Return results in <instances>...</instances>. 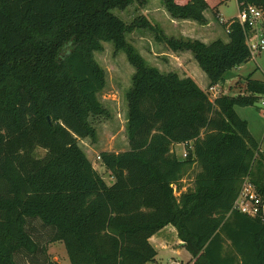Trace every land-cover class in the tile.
I'll use <instances>...</instances> for the list:
<instances>
[{"label":"trees","instance_id":"trees-1","mask_svg":"<svg viewBox=\"0 0 264 264\" xmlns=\"http://www.w3.org/2000/svg\"><path fill=\"white\" fill-rule=\"evenodd\" d=\"M145 1L0 0V264H57L46 246L56 241L70 264H147L157 253L149 239L166 225L191 255L186 264H264V222L232 209L246 176L264 192V153L235 111L258 104L264 79L240 76L243 91L211 98L192 77L148 64L126 39L150 29L173 51L189 50L209 87L251 58L243 27L222 21L228 41L206 43L113 12ZM224 1L162 3L173 18L204 24ZM237 4L264 10V0ZM103 42L134 68L128 149L99 152L110 184L79 145L95 137L88 117L108 114L98 99L106 73L93 56ZM189 173L192 187L182 189Z\"/></svg>","mask_w":264,"mask_h":264},{"label":"rangeland","instance_id":"rangeland-1","mask_svg":"<svg viewBox=\"0 0 264 264\" xmlns=\"http://www.w3.org/2000/svg\"><path fill=\"white\" fill-rule=\"evenodd\" d=\"M144 4L134 2L123 10L114 8L113 12L126 22H130L136 16L141 15L145 9L149 10L148 12L146 10V13L150 15V18L154 19L156 15L159 16L157 11H159L158 8L161 7L162 0H148L147 4ZM155 6H157L156 10L153 8ZM238 12L239 9L236 0H225L223 3L219 4L217 11L209 10V17L213 21L211 25L212 30L207 29L204 31L207 33H209V31H213V33L208 34L210 39L207 40L211 41L214 39H222L227 41L228 36L225 27L221 22L236 17ZM151 22L155 23L156 26L166 35L180 37V29L176 25L167 24V21H163L166 25H163L162 23L160 24V22L155 20ZM186 34L199 36L200 31L192 29ZM126 39L134 47L136 46L135 48L137 51L141 50V53L143 52L142 54L146 60H148L149 64H158L159 66L168 65L169 68H175V65H179L177 63V59L161 55L162 53L160 52L172 53L173 50L168 48L165 43L157 41L154 32L150 29L142 28L133 30L132 32L126 34ZM102 45L103 49L101 51L94 52L93 56L95 61L104 69L106 73V85L98 94V99L108 110V114L90 115L88 117L89 124L94 127L95 137L91 138L89 136L82 138L79 140V145L85 151L87 157L94 161L95 168L100 172L105 181L109 182L110 173L106 171L102 161L100 159H96V152L100 149L122 150L125 146L124 143L127 138L125 129V116L127 108L125 93L131 85L134 68L128 62L125 53L123 51H116L111 42H103ZM162 57H167V60H162ZM172 62H174L175 65H173ZM195 65L198 67V70L203 73L196 61ZM249 74H251V77L253 78L264 79V49L257 53L255 57L249 58L247 62L229 70L225 75V81L216 85L219 91L217 95L220 93L236 94L243 91V81L239 79V77H246ZM201 84L204 85L205 83H202L201 81ZM205 87L207 89L206 84ZM208 94L211 98H214L211 93ZM235 110L240 117L247 120L248 128L251 134L258 141L259 147L264 153V107L258 104L243 107L235 106ZM45 152V149L38 147L35 149L34 155L36 157H42ZM253 171L256 173L257 166L254 167ZM260 176L261 179L259 180V183L260 185H264V168L262 169ZM192 179L193 173H189L185 176L181 182L182 189L192 187ZM164 235L167 238V242H165L167 247L165 249H160L158 261L153 264H186L189 261V253L182 248L177 233L168 230V232H164ZM46 246L48 254L51 253L49 254L50 256H57L60 262L65 260L64 253H66V251L62 242L58 241L51 244L47 243ZM175 250H180V254H177ZM27 262L28 261L25 260L24 263L26 264ZM19 264H23V259L19 260Z\"/></svg>","mask_w":264,"mask_h":264},{"label":"crops","instance_id":"crops-1","mask_svg":"<svg viewBox=\"0 0 264 264\" xmlns=\"http://www.w3.org/2000/svg\"><path fill=\"white\" fill-rule=\"evenodd\" d=\"M237 1V0H236ZM146 3L145 4H147V2H148V0H146L145 1ZM144 4V3H143ZM144 4V5H145ZM151 6H153V5H151ZM151 6H148V7H151ZM157 6H155V7H153V8H155L154 10H156L157 8H156ZM159 9V11H157L158 13H159V16L158 15H156V17L154 18V19H152V18H150V15H148L147 13H146V10L147 9H145V11H143L142 13H141V15H143V16H146L150 21H153V20H155V21H157V22H160V24L162 23L163 25L165 24L166 25V23H163V21H167V24H174V25H176L177 27H179V29H180V36H182V37H189V38H196V39H199V40H201V41H203V42H206V43H208V42H211V41H213V40H211V41H208L207 39H210V37H209V35L208 34H211V33H213V31L211 32V31H209V33H207L206 31H204V30H207V29H209V30H212V27H211V25H212V23H213V21L210 19V17H209V9L208 10H206L205 12H204V14H205V17H206V19H207V22L206 23H204V24H200V23H198V25H197V22L196 21H194V20H191V19H176V18H173L169 13H168V11L166 10V8L164 7V5H163V3L161 4V7L160 8H158ZM149 10H147V12H148ZM214 11H217V9L216 10H214ZM152 13H154V12H152ZM156 13V12H155ZM163 17V18H162ZM218 17V16H217ZM220 20V19H219ZM178 24H179V26H178ZM192 29H194L195 31H200V34H199V36H193V35H188V34H186V33H188V31L189 30H192ZM203 30V31H202ZM227 33V32H226ZM141 34V33H140ZM179 37V36H178ZM215 40V39H214ZM224 41V40H223ZM228 41V40H227ZM226 41V42H227ZM136 47V46H135ZM142 56H143V52L141 53V50H139L138 51ZM160 53H162L161 55L162 56H168V57H172V58H175V59H177V63L179 64V65H175V63L174 62H172V64L173 65H175V68H169V66L168 65H164V66H159L158 64H150V65H152V66H154V67H156V68H158L160 71H162V72H168V71H174V72H176V73H178L180 76H190V77H192L195 81H196V83L202 88V89H206V87H205V84H206V86L208 87V85H209V79L207 78V76H206V74L204 73V71H203V73H204V75H203V73H201L199 70H198V67H196V65H195V59H194V57H193V55H192V53L189 51V50H183V51H172V53H167V52H160ZM160 53H158V54H160ZM156 56H160V55H156ZM188 56H190V57H188ZM143 58L146 60V58L143 56ZM162 60H167V57H162ZM168 60H169V58H168ZM195 60V61H194ZM147 61V63H148V60H146ZM197 63V62H196ZM149 64V63H148ZM181 64V65H180ZM199 66V65H198ZM259 79V78H258ZM201 81H202V83H205L204 85L203 84H201ZM218 85V84H217ZM127 107V106H126ZM236 111V110H235ZM126 114H127V108H126ZM238 114V113H237ZM242 118V117H241ZM244 119V118H243ZM125 124H126V116H125ZM125 129H126V125H125ZM125 144V146H124V148L122 149V150H113V149H109L108 151H113V152H120V151H124V150H126V149H128V142H127V138H126V142L124 143ZM189 146H191V142H189ZM102 150H107V149H100V150H98L97 152H96V155L97 154H99V152L100 151H102ZM173 150H174V152L176 153V155L179 157L180 155H182V153L186 150V144H175L174 146H173ZM88 159L92 162V164H93V166H94V161L92 160V159H90L89 157H88ZM95 167V166H94ZM110 180H109V182H107L108 184H110V183H112V181H113V178H112V176L110 175V178H109ZM168 230L169 231H173V232H175V233H177V231H176V229H175V227L174 226H172V225H166L165 227H163L160 231H158L156 234H154L153 236H151L150 237V242H151V244L154 246V248H155V250H156V255H155V257H154V261H152V262H149V263H147V264H153L154 262H156V261H158V256H159V252H160V249H165L166 247H167V245H166V243L165 242H167V238L165 237V235H164V232H168ZM56 242H58V241H56ZM56 242H52V243H56ZM61 242V241H60ZM180 242H181V240H180ZM63 243V242H62ZM51 244V243H50ZM181 244V243H180ZM181 246H182V248H184V246L181 244ZM185 249V248H184ZM186 250V249H185ZM172 251H174V250H172ZM187 251V250H186ZM50 252V251H49ZM175 252L177 253V254H180V250H175ZM188 252V251H187ZM189 253V252H188ZM49 254H51V253H49ZM64 256H65V260L64 261H62V262H60L59 261V258L57 257V256H50L51 257V259L52 260H54V261H56V263L57 264H67V260H68V264H70V262H69V259H68V256H67V254L66 253H64ZM191 258V255L189 254V258H188V260Z\"/></svg>","mask_w":264,"mask_h":264},{"label":"built area","instance_id":"built-area-1","mask_svg":"<svg viewBox=\"0 0 264 264\" xmlns=\"http://www.w3.org/2000/svg\"><path fill=\"white\" fill-rule=\"evenodd\" d=\"M236 17L243 27L245 42L251 57H255L264 49V10L259 6L248 4L239 9ZM206 90L214 97L219 92L216 85L209 86ZM258 104L264 107V97L260 98ZM182 155L186 156V151ZM99 158L100 156L97 154L96 159ZM232 209L247 216L259 218L264 222V192L259 191L248 176L243 180Z\"/></svg>","mask_w":264,"mask_h":264}]
</instances>
